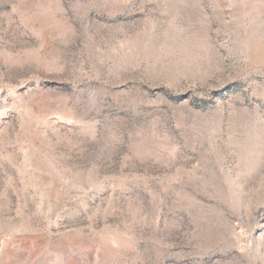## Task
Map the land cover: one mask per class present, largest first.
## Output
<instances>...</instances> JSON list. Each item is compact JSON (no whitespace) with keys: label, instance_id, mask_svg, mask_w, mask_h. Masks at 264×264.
Listing matches in <instances>:
<instances>
[{"label":"rangeland","instance_id":"rangeland-1","mask_svg":"<svg viewBox=\"0 0 264 264\" xmlns=\"http://www.w3.org/2000/svg\"><path fill=\"white\" fill-rule=\"evenodd\" d=\"M0 264H264V0H0Z\"/></svg>","mask_w":264,"mask_h":264}]
</instances>
